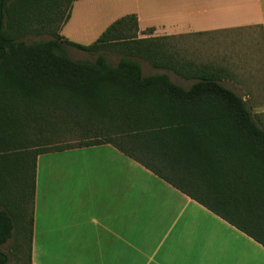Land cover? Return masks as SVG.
I'll return each instance as SVG.
<instances>
[{
  "label": "trees",
  "instance_id": "16d2710c",
  "mask_svg": "<svg viewBox=\"0 0 264 264\" xmlns=\"http://www.w3.org/2000/svg\"><path fill=\"white\" fill-rule=\"evenodd\" d=\"M73 1L0 0V246L26 243L30 263L37 156L101 143L264 246V130L243 98L221 83L220 69L136 38L135 15L90 45L68 41L60 28ZM42 35L52 39L25 41ZM65 46L96 57L72 60ZM106 53L119 55L114 65ZM140 60L192 83L143 75Z\"/></svg>",
  "mask_w": 264,
  "mask_h": 264
},
{
  "label": "crops",
  "instance_id": "0c3cea01",
  "mask_svg": "<svg viewBox=\"0 0 264 264\" xmlns=\"http://www.w3.org/2000/svg\"><path fill=\"white\" fill-rule=\"evenodd\" d=\"M92 1L115 21L135 15L139 39L235 42L221 52L240 93L232 90L246 104L263 101L264 0ZM254 30L259 46L230 39ZM30 264H264V246L101 143L37 156Z\"/></svg>",
  "mask_w": 264,
  "mask_h": 264
},
{
  "label": "rangeland",
  "instance_id": "374dc122",
  "mask_svg": "<svg viewBox=\"0 0 264 264\" xmlns=\"http://www.w3.org/2000/svg\"><path fill=\"white\" fill-rule=\"evenodd\" d=\"M70 17L68 21L61 26L60 35L70 42H74L81 45L92 44L100 34L115 20V13H107L105 9L99 6L95 1L92 0H75L71 3L69 9ZM216 36V35H215ZM231 40L233 39H245L247 42H251V46L254 45V40H257V45H261L259 40L260 32L254 30L247 35H231ZM136 38H139L136 32ZM222 38V37H221ZM228 38V37H225ZM52 37L49 35L42 36H29L25 38L27 43H32L36 41H48ZM163 45L160 46V53L170 55L174 60H180L185 62H191L194 65L200 67L209 66L212 68L219 69L220 74L223 76L221 83L226 87L233 89L240 93L239 85L235 82L233 77V72L227 69L224 65V56L221 55L222 50H227L235 44H230L228 46L225 44H220V38L218 37H207L206 39L197 38L191 41L187 45H175L172 40H164L161 42ZM256 44V43H255ZM249 47V46H248ZM65 51L69 58L75 61H88L93 62L96 54H89L80 50H77L70 46H65ZM258 51V57L262 59L261 50ZM106 57L109 63L115 64L119 58V55L115 53H106ZM142 66L143 75L151 74H161L165 73L169 76L170 80L176 84L187 87L192 81H187L177 75H175L170 70L165 69H155L151 64L145 60H140ZM228 70V71H227ZM262 75L264 77V64L262 69ZM264 78L259 79V84L257 86L256 92L259 96H262L263 101L260 103H253L248 101L246 104L249 108L254 122L264 130V108H256V105L264 107ZM240 96V95H239ZM77 141L75 136L70 140H64L63 144L74 143ZM19 244L15 241L9 240L4 245L0 246V252L3 253L6 258V264H30L29 263V252L27 244H22L19 248Z\"/></svg>",
  "mask_w": 264,
  "mask_h": 264
}]
</instances>
